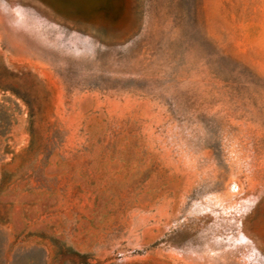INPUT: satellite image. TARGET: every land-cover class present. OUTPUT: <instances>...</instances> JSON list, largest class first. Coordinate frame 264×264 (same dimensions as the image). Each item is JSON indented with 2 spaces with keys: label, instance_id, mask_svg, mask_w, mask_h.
<instances>
[{
  "label": "rangeland",
  "instance_id": "1",
  "mask_svg": "<svg viewBox=\"0 0 264 264\" xmlns=\"http://www.w3.org/2000/svg\"><path fill=\"white\" fill-rule=\"evenodd\" d=\"M0 264H264V0H0Z\"/></svg>",
  "mask_w": 264,
  "mask_h": 264
}]
</instances>
